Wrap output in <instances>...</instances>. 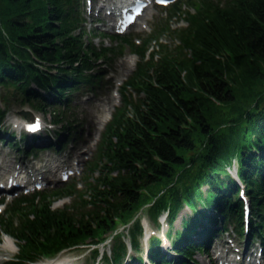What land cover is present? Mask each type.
Here are the masks:
<instances>
[{
	"label": "trees",
	"instance_id": "trees-1",
	"mask_svg": "<svg viewBox=\"0 0 264 264\" xmlns=\"http://www.w3.org/2000/svg\"><path fill=\"white\" fill-rule=\"evenodd\" d=\"M186 1V9L165 6L183 19L165 24L175 44L145 53L141 36L136 43L111 33L114 48L92 44L104 34L84 28L79 0H0V102L50 111L49 121L63 126L53 134L57 146L70 135L63 116L71 95L99 87L109 52L125 45L137 61L121 82L136 93L119 90L93 156L80 160L87 168L80 180L1 203L0 232L14 250L0 264L72 246L84 248L81 264H191L228 225L243 239L240 190L249 206L247 239L262 241L264 0ZM21 140L20 153L24 134ZM59 194L69 204L48 205ZM139 217L156 229L142 244Z\"/></svg>",
	"mask_w": 264,
	"mask_h": 264
},
{
	"label": "rangeland",
	"instance_id": "rangeland-1",
	"mask_svg": "<svg viewBox=\"0 0 264 264\" xmlns=\"http://www.w3.org/2000/svg\"><path fill=\"white\" fill-rule=\"evenodd\" d=\"M91 2V4H88V1L86 0H79V7L81 8V13L83 14V20L81 21L82 25H84V28L86 30H90L92 26L93 28H98L105 35L102 37H92L93 39L90 38L92 44H94L95 46L101 44L114 48L116 45H118V40L117 37L110 36L111 33H114V31L110 27L112 18H110V16H108L106 12H104L103 8L105 7V5H107L108 2L106 0H91ZM172 3L174 7L177 6L179 7V9H186L189 6L188 1L186 0H175L167 5H171ZM99 4L102 5L98 10L97 7ZM88 6L89 8L87 9ZM97 11L98 13H95ZM182 23L183 19H181L180 16L175 15L174 13H170L169 10L165 8V6L160 7L151 4L147 5L143 11H140L138 17L135 19V21H133V23H129L127 24V26H125L126 28L124 29V33L122 34H125L127 38L135 37L138 41L136 43H140L139 36H141V38L143 37L142 42H145L146 45H148V50H154L158 48V44H165L167 46H173L175 44L172 32L166 28L165 24H167L168 28H175L181 26ZM144 35L146 37L147 35H150V37L156 39L151 40L148 44L147 39H145L146 37H144ZM129 51L130 50L127 46L121 45L115 53L109 52V56L112 57L111 61H101V68H103V71L107 72L108 75H106L104 78H102L101 76V81L99 83V85H101L97 89H95V91L89 92L84 88H79L75 91V93L71 95L67 110L64 111L63 120L69 122L70 129L68 130H72L71 133H73V135L72 137L67 138V140H64L61 143L62 147H60V149L54 150L50 147L37 149L35 153L28 157V159H26V157H23L24 159H22L21 155L17 153L18 151L14 149V146L12 144H6L1 141L0 174L6 171V165H8L9 163L8 159L12 161L14 160V158L18 157L19 159H22L25 164L29 165H42L46 163L51 164V166L48 165L47 169L44 170L45 172L43 173V176L50 179V181H48L43 188L55 187L60 182L54 177L55 171H52V168L55 164H59L60 166L67 164L73 165V171H75L68 177V180H80L81 175L87 170L83 161H81L82 163H80V160H83L85 156H87L86 160H90L94 154L95 148L93 147V145L91 146V143L93 141H96L95 138L98 132L96 115H101V113L103 114V109L105 107L106 109L107 107L109 108L110 104H112L114 100L115 104L118 105L120 100L119 90H122L124 95H126L128 92H130L132 95H135L136 93L132 88H122V85H120L124 77L133 70V67H135V64L137 63L135 55L130 53ZM132 62H134L133 65H131ZM111 82H113V86L111 88H116V92L114 94H112L108 89L106 92L104 91L106 90V88L104 87H106V85L108 86L107 83ZM0 93L2 95L4 94L2 90H0ZM4 107H6V110L4 111L5 115L0 122V137L1 132H11L13 134V137L8 138L7 140H13L14 138H16L18 133L21 132L18 130V128H16L18 127V125L16 127H13L12 124L14 125V122H11L13 118L24 120V118L19 114L20 109L28 110L30 111L31 115L40 116L43 119L44 129L40 132L41 136H43L44 134L49 135L48 133H51L52 130L60 129L61 125L59 123L48 124L50 119V111L46 113H40L30 110L14 98H10L7 101L6 105H4ZM63 120H61V122H64ZM66 122H64L63 124H65ZM18 142L20 143L22 141L19 140ZM89 147L93 148L88 154L87 152ZM76 161L78 162L77 165ZM65 176L68 175L65 174ZM55 202L50 204V201L48 199L47 203L48 205H52L53 207L60 208L65 204H69L70 199H64L61 201V203ZM180 214H182V212H180ZM139 218L141 219V217ZM146 224L147 230H156L152 225H150L149 222L146 221ZM174 224L176 225L177 221H175ZM228 226L230 227V225ZM229 233L231 234L230 237L234 238V240L241 244L239 246L240 250L243 243L242 238L239 239L231 230ZM0 236V243L7 241L6 236H2L1 234ZM222 238V233L214 236L213 241H211L209 247L207 248V251L205 250V252L203 253H194L192 255L193 262L191 264H215L214 260L212 259L213 249L214 246L221 248L220 244H223L222 241H224V239ZM99 246L102 247L103 244L101 243V245ZM75 247L77 246L59 248L52 251L48 255L38 256V258L47 257L45 260H41L58 262L62 261L66 264H81L86 262V259H84L82 256V249L84 248ZM7 250L8 249H1L0 247L1 259H7L11 256L12 253L8 252ZM11 250H14V248H12ZM214 252L216 253V250Z\"/></svg>",
	"mask_w": 264,
	"mask_h": 264
},
{
	"label": "bare ground",
	"instance_id": "bare-ground-1",
	"mask_svg": "<svg viewBox=\"0 0 264 264\" xmlns=\"http://www.w3.org/2000/svg\"><path fill=\"white\" fill-rule=\"evenodd\" d=\"M100 115V114H99ZM106 117H103V119H105ZM103 119H99L98 123L100 124ZM3 243V244H2ZM0 243V247L1 249H10L11 247V242L10 241H6V242H2ZM216 250V253H218V248H214V251ZM219 264H257L256 260H255V255H253L251 257V260L246 261V262H239L238 257L237 256H232L231 258H227L225 260H219Z\"/></svg>",
	"mask_w": 264,
	"mask_h": 264
},
{
	"label": "water",
	"instance_id": "water-1",
	"mask_svg": "<svg viewBox=\"0 0 264 264\" xmlns=\"http://www.w3.org/2000/svg\"><path fill=\"white\" fill-rule=\"evenodd\" d=\"M23 116H25V117H27V116H29L30 114H29V111H26V110H21V111H19Z\"/></svg>",
	"mask_w": 264,
	"mask_h": 264
},
{
	"label": "snow or ice",
	"instance_id": "snow-or-ice-1",
	"mask_svg": "<svg viewBox=\"0 0 264 264\" xmlns=\"http://www.w3.org/2000/svg\"><path fill=\"white\" fill-rule=\"evenodd\" d=\"M39 128V123L37 122L35 125L32 126V130H36Z\"/></svg>",
	"mask_w": 264,
	"mask_h": 264
}]
</instances>
